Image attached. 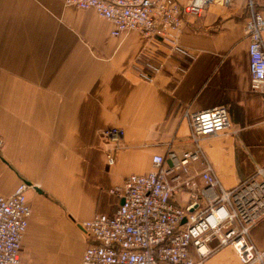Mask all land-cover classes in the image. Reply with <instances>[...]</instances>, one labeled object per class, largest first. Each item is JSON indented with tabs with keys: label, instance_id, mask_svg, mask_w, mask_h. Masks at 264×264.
Masks as SVG:
<instances>
[{
	"label": "crops",
	"instance_id": "0c3cea01",
	"mask_svg": "<svg viewBox=\"0 0 264 264\" xmlns=\"http://www.w3.org/2000/svg\"><path fill=\"white\" fill-rule=\"evenodd\" d=\"M256 9L264 17V3ZM248 16L244 0L188 16L179 35L186 56L136 29L114 36L107 18L65 0H0V194L31 183L17 264H80L88 238L79 222L116 209L109 188L150 170L154 153L169 165V151L193 147L185 108L229 110L228 128L200 138L224 187L264 163V91L250 87ZM147 58L161 64L151 80L142 76ZM112 127L123 130L118 140L105 133ZM203 168L196 160L176 171L202 187ZM171 201L186 206L190 188H174ZM249 235L264 249V217ZM207 244L204 264H241L231 245Z\"/></svg>",
	"mask_w": 264,
	"mask_h": 264
},
{
	"label": "built area",
	"instance_id": "2783aa9c",
	"mask_svg": "<svg viewBox=\"0 0 264 264\" xmlns=\"http://www.w3.org/2000/svg\"><path fill=\"white\" fill-rule=\"evenodd\" d=\"M232 0H65L81 9H94L112 23L111 34L121 36L139 30L148 38H160L172 52L191 55L179 43L188 16H199L213 2ZM249 10L245 24L248 36L250 87L264 91V17L256 5L264 0H244ZM142 76L151 80L161 69L160 62L147 58ZM193 147L178 155L154 153L151 169L131 172L109 188L117 198L111 213H95L79 225L88 242L80 264H204L211 237L219 245H231L241 264H264V249L251 240V227L264 217V163L234 186L226 188L205 158L200 144L203 135L219 133L231 124L225 105L190 110L185 108ZM105 133L121 138L123 130L107 128ZM196 160L204 163L197 187L191 176L181 177ZM108 162L113 157L108 156ZM173 171L175 175L172 176ZM175 180L172 183V180ZM185 183L190 201L181 207L171 201L174 188ZM31 183L21 179L8 194H0V264H17L31 206L26 190Z\"/></svg>",
	"mask_w": 264,
	"mask_h": 264
},
{
	"label": "water",
	"instance_id": "95a60500",
	"mask_svg": "<svg viewBox=\"0 0 264 264\" xmlns=\"http://www.w3.org/2000/svg\"><path fill=\"white\" fill-rule=\"evenodd\" d=\"M28 183H30L29 181H27Z\"/></svg>",
	"mask_w": 264,
	"mask_h": 264
},
{
	"label": "rangeland",
	"instance_id": "374dc122",
	"mask_svg": "<svg viewBox=\"0 0 264 264\" xmlns=\"http://www.w3.org/2000/svg\"><path fill=\"white\" fill-rule=\"evenodd\" d=\"M260 249V248H259Z\"/></svg>",
	"mask_w": 264,
	"mask_h": 264
}]
</instances>
